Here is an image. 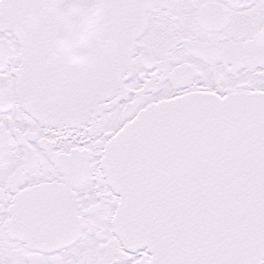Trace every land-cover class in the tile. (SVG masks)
<instances>
[{
  "label": "snow or ice",
  "instance_id": "6c2138e0",
  "mask_svg": "<svg viewBox=\"0 0 264 264\" xmlns=\"http://www.w3.org/2000/svg\"><path fill=\"white\" fill-rule=\"evenodd\" d=\"M0 264H264V0H0Z\"/></svg>",
  "mask_w": 264,
  "mask_h": 264
}]
</instances>
